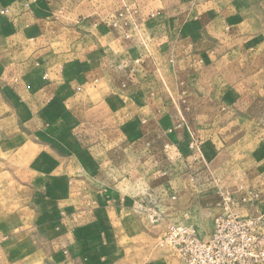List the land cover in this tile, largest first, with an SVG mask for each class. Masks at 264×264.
Listing matches in <instances>:
<instances>
[{"label":"crops","instance_id":"0c3cea01","mask_svg":"<svg viewBox=\"0 0 264 264\" xmlns=\"http://www.w3.org/2000/svg\"><path fill=\"white\" fill-rule=\"evenodd\" d=\"M262 86L264 0H0V264H118L150 205L203 239L224 196L263 213L264 126L220 125Z\"/></svg>","mask_w":264,"mask_h":264},{"label":"built area","instance_id":"2783aa9c","mask_svg":"<svg viewBox=\"0 0 264 264\" xmlns=\"http://www.w3.org/2000/svg\"><path fill=\"white\" fill-rule=\"evenodd\" d=\"M141 63L137 60L135 65ZM190 146L194 148L195 143ZM256 199L257 195L243 189L224 196L222 212L214 219L209 238L203 239L193 225L173 224L165 242L185 264H264V212H242L246 204H253Z\"/></svg>","mask_w":264,"mask_h":264},{"label":"rangeland","instance_id":"374dc122","mask_svg":"<svg viewBox=\"0 0 264 264\" xmlns=\"http://www.w3.org/2000/svg\"><path fill=\"white\" fill-rule=\"evenodd\" d=\"M129 5L130 6L128 9L134 11L132 8H135V6L131 4ZM119 17L124 18V15L123 17ZM124 25L126 29L129 27V23L127 22V20H125ZM125 37L127 39H131L132 36L126 33ZM229 85L231 88H234L238 86L239 83H231ZM257 85L259 86L260 84ZM257 89L259 90V87ZM261 89H264V86H262ZM257 92L258 91L256 90V87H253L251 95H247L246 98H235L232 96V92L228 90L227 93L230 95L226 96L224 102H220V125L222 126V123L228 124L229 122H235L236 119L238 120V115L232 113L233 109L236 108V110H238L239 112H244L246 114V111L253 110V113L251 114H242L243 117H246V121L255 122L257 125L264 126V98L260 97L259 94H257L256 97H253ZM244 107L247 110H243L242 108ZM242 119L243 118H241V121ZM243 133L244 132H241V135L239 136L241 140H243L242 138L244 137ZM222 134H225V132L220 131V137H222ZM257 138L264 139V135L258 134ZM246 140H248L247 137ZM196 147L197 143L195 142L194 148ZM114 150L115 148H112V152H114ZM261 159L262 156L257 159L256 164L253 160H247L244 167L241 168V171L246 170L248 166L251 167L254 164L256 167H258V170L262 171L261 166L263 164L260 165ZM242 187H246V185L242 184L241 188ZM152 207L155 206L150 205L149 208H147L148 212H146L147 216H145L144 218L145 221L142 220L143 217L141 215L138 216L137 213L131 211L128 212L126 218H128V220L130 221V225L128 227L129 235L134 236L135 243L133 249L129 250L125 254L120 255L122 257L121 261L119 260L118 264H185V262L178 256L175 250L165 242V237L169 226L173 224L184 223L182 221H176L174 223H170L169 225L163 224L162 226H160L162 222H160L159 220L158 213L161 212H159L158 210L153 212L152 210H150L152 209Z\"/></svg>","mask_w":264,"mask_h":264}]
</instances>
